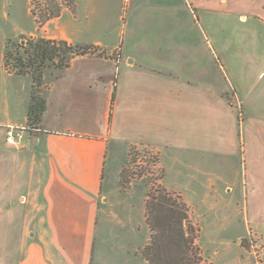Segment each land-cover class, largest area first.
<instances>
[{
  "label": "crops",
  "instance_id": "crops-1",
  "mask_svg": "<svg viewBox=\"0 0 264 264\" xmlns=\"http://www.w3.org/2000/svg\"><path fill=\"white\" fill-rule=\"evenodd\" d=\"M11 1V13L4 10V1L0 22L1 264H150L142 253L149 240L145 217L134 213L133 192H122L113 179L117 160L108 164L111 145L114 158L121 149L126 157L131 146L154 150L165 168L167 162H182L186 152L194 156L213 150L217 129L230 130L234 115L231 91L198 84L203 57L194 40L184 36V0L179 6L174 0H137L136 12L142 13L147 2L155 8L140 16H148L152 35L139 36V23L134 36L121 43L91 37L98 31L94 24L84 27L75 19L61 23L69 8L39 25L33 15L39 0H26L25 13L23 0ZM185 4L194 20L193 9L238 20L242 16L243 23L264 13V0ZM8 25L14 33L6 30ZM20 38L65 40L94 46L97 53L74 58L67 69L46 68L41 95L47 111L37 125L40 131L26 134L20 147H11L6 128L28 123L33 85L26 76L28 94L20 98L12 81L24 76L9 74L4 67L7 42ZM236 90L247 98L241 88ZM259 158L254 151L252 162ZM257 165H252L243 193L264 206V167ZM109 167L112 174L106 184ZM234 188L224 185L228 193ZM257 218L264 221L261 214Z\"/></svg>",
  "mask_w": 264,
  "mask_h": 264
},
{
  "label": "rangeland",
  "instance_id": "rangeland-1",
  "mask_svg": "<svg viewBox=\"0 0 264 264\" xmlns=\"http://www.w3.org/2000/svg\"><path fill=\"white\" fill-rule=\"evenodd\" d=\"M4 1H8L4 9L8 13H11L10 5L13 3L11 0H0V22ZM25 1L21 3L23 13L26 12ZM174 1L179 6L180 0ZM183 4L181 17L184 36L194 40L203 58H210L206 63L203 58L200 60L198 84H210L231 91L229 101L234 113L231 128L217 129V143L213 150L194 156H188L186 152L181 156L182 162L176 165L167 162L168 167H161L159 154L141 146L129 147L126 157L121 149L119 156L114 158L113 145L108 164L117 160V174H113V179L120 182L122 192H133L134 213L138 218L145 217V223L141 220L149 230L145 248L152 243L153 236L147 223L146 203L149 196L160 198L165 189L185 197L190 203L191 221L200 230L197 246L200 247L203 264H253L249 233L253 235L251 239L255 244H263L264 221L257 217L260 214L264 216V206L252 203L251 197L244 195L243 185L248 180L253 164L264 167V13L251 15L250 21L243 23L241 21L246 19L242 16L238 20L222 12L199 14L193 9L194 20L186 10L185 0ZM137 5V0H39L35 2L33 10L41 18L45 17L48 10L58 7L62 13L65 8L71 9L72 6L74 9L70 13L66 12L61 23L75 19L76 23L84 27L94 24L98 31L91 37L121 43L134 36L136 24L139 23V36L147 38L152 35L147 24L148 16L147 19L145 15L140 16L155 8L151 7V2H147L141 13V9L136 12ZM6 30L14 33L10 25ZM79 37L87 38L83 35ZM13 42L25 44L26 40L20 38ZM184 49H188V46H184ZM11 50H14L13 46ZM1 52L2 44L0 72ZM1 79L0 76V88ZM29 82L26 76L12 81L21 94H18L20 98L27 96ZM236 88H241L247 97L245 100L239 97ZM254 151L258 152V157L260 155L256 163L251 159ZM169 154L167 151L163 159H167ZM108 170L106 184L112 174L110 167ZM226 183L234 184L231 193L224 191ZM241 236L242 240L237 242ZM194 256L195 253L191 251V257Z\"/></svg>",
  "mask_w": 264,
  "mask_h": 264
},
{
  "label": "trees",
  "instance_id": "trees-1",
  "mask_svg": "<svg viewBox=\"0 0 264 264\" xmlns=\"http://www.w3.org/2000/svg\"><path fill=\"white\" fill-rule=\"evenodd\" d=\"M71 9L74 7L71 6ZM60 8L48 10L45 17L33 15L39 25L60 16ZM25 44H15L9 40L4 52V67L9 74L30 76L32 92L30 97L28 122L38 125L47 111V102L41 95L45 68L55 66L67 69L78 56L97 53L94 46H74L65 40L26 39ZM11 46L14 50H11ZM164 190V194L149 196L146 203L147 223L152 231V243L145 248L144 255L150 264H203L198 228L191 221L189 206L179 194ZM191 251L195 253L191 257Z\"/></svg>",
  "mask_w": 264,
  "mask_h": 264
},
{
  "label": "built area",
  "instance_id": "built-area-1",
  "mask_svg": "<svg viewBox=\"0 0 264 264\" xmlns=\"http://www.w3.org/2000/svg\"><path fill=\"white\" fill-rule=\"evenodd\" d=\"M116 61L119 63V58H117ZM39 131L40 129L38 126L31 123L20 126L10 125L6 128V143L11 147H20L25 139L26 134ZM252 236L253 235L249 233L253 264H264V242L262 245H257L251 239Z\"/></svg>",
  "mask_w": 264,
  "mask_h": 264
}]
</instances>
